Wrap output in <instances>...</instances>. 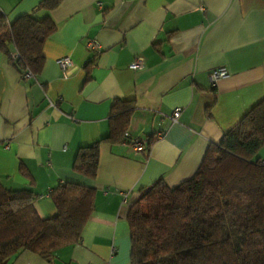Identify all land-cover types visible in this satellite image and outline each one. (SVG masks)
Listing matches in <instances>:
<instances>
[{
	"label": "crops",
	"instance_id": "obj_1",
	"mask_svg": "<svg viewBox=\"0 0 264 264\" xmlns=\"http://www.w3.org/2000/svg\"><path fill=\"white\" fill-rule=\"evenodd\" d=\"M41 1L0 0V10L12 23ZM49 15L56 29L36 77L0 49V181L34 189L42 218L56 215L51 192L64 182L95 188L94 210L78 243L7 264H130L132 203L159 179L174 187L193 177L208 146L264 99V0H62ZM137 56L145 66L132 70ZM65 57L72 66L62 70ZM220 67L228 76L213 84ZM117 98L133 100L126 132L150 147L103 141L88 179L73 169L76 153L107 136Z\"/></svg>",
	"mask_w": 264,
	"mask_h": 264
},
{
	"label": "trees",
	"instance_id": "obj_2",
	"mask_svg": "<svg viewBox=\"0 0 264 264\" xmlns=\"http://www.w3.org/2000/svg\"><path fill=\"white\" fill-rule=\"evenodd\" d=\"M61 1L42 0L12 23L0 10V49L23 78L26 72L36 77L44 66V45L56 29L49 12ZM37 11L47 15L38 18ZM133 111V100L113 101L107 136L78 149L76 173L96 178L100 144L123 142ZM263 147L264 99L208 146L193 177L174 187L159 179L132 203L130 264H264ZM94 195L84 183H61L51 192L56 215L42 218L34 189L12 190L0 181V264L25 251L48 258L78 243Z\"/></svg>",
	"mask_w": 264,
	"mask_h": 264
},
{
	"label": "built area",
	"instance_id": "obj_3",
	"mask_svg": "<svg viewBox=\"0 0 264 264\" xmlns=\"http://www.w3.org/2000/svg\"><path fill=\"white\" fill-rule=\"evenodd\" d=\"M87 45L92 51H95V52L96 51L98 52V50L100 49L99 42L97 40H94V39L89 40L87 42ZM18 55L19 54L16 51L12 53V56L14 58L17 57ZM58 64L62 70H66L70 66H72V60L69 57L61 58L58 60ZM144 66H145V59L141 56H137V57H135L134 61L130 65V68L132 70H140V69L144 68ZM227 76H228V71L224 67L216 68V69L212 70V72L210 74L211 81L213 84H215L217 81H219L222 78H226ZM24 77L30 78V77H32V74L30 72H26ZM181 112H182L181 107L174 109L172 116H171V118L174 122L178 121V118L181 115ZM123 142L129 143L130 145H132L135 152H137V153L146 152V150H147V145H148L147 140H145L143 138L132 137V136H130V134L128 132H125Z\"/></svg>",
	"mask_w": 264,
	"mask_h": 264
},
{
	"label": "rangeland",
	"instance_id": "obj_4",
	"mask_svg": "<svg viewBox=\"0 0 264 264\" xmlns=\"http://www.w3.org/2000/svg\"><path fill=\"white\" fill-rule=\"evenodd\" d=\"M258 156L264 157V147L259 151Z\"/></svg>",
	"mask_w": 264,
	"mask_h": 264
}]
</instances>
